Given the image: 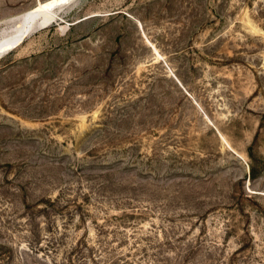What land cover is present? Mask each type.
I'll use <instances>...</instances> for the list:
<instances>
[{
  "label": "rangeland",
  "instance_id": "rangeland-1",
  "mask_svg": "<svg viewBox=\"0 0 264 264\" xmlns=\"http://www.w3.org/2000/svg\"><path fill=\"white\" fill-rule=\"evenodd\" d=\"M60 14L0 58V264H264V0Z\"/></svg>",
  "mask_w": 264,
  "mask_h": 264
},
{
  "label": "bare ground",
  "instance_id": "bare-ground-1",
  "mask_svg": "<svg viewBox=\"0 0 264 264\" xmlns=\"http://www.w3.org/2000/svg\"><path fill=\"white\" fill-rule=\"evenodd\" d=\"M77 0H40L33 8L0 24V58L21 47L35 31L59 20L61 9Z\"/></svg>",
  "mask_w": 264,
  "mask_h": 264
},
{
  "label": "trees",
  "instance_id": "trees-1",
  "mask_svg": "<svg viewBox=\"0 0 264 264\" xmlns=\"http://www.w3.org/2000/svg\"><path fill=\"white\" fill-rule=\"evenodd\" d=\"M248 156L250 158L251 163L250 166V180H256L259 177V173L261 169H263L262 165L263 162L257 160L256 154H255V146H252L249 149Z\"/></svg>",
  "mask_w": 264,
  "mask_h": 264
},
{
  "label": "water",
  "instance_id": "water-1",
  "mask_svg": "<svg viewBox=\"0 0 264 264\" xmlns=\"http://www.w3.org/2000/svg\"><path fill=\"white\" fill-rule=\"evenodd\" d=\"M72 1H74V0H70V2H72ZM10 21H12V19Z\"/></svg>",
  "mask_w": 264,
  "mask_h": 264
}]
</instances>
